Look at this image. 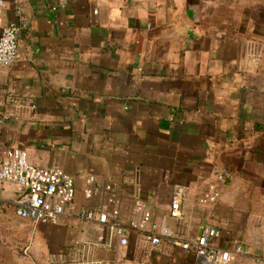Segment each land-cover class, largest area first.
I'll list each match as a JSON object with an SVG mask.
<instances>
[{
	"label": "crops",
	"instance_id": "crops-1",
	"mask_svg": "<svg viewBox=\"0 0 264 264\" xmlns=\"http://www.w3.org/2000/svg\"><path fill=\"white\" fill-rule=\"evenodd\" d=\"M4 4L0 32L9 22L24 27L18 59L0 67V151L18 147L35 166L62 167L75 195L73 213L34 225L15 212L16 186L0 183V205H12L7 218L22 220L20 243L29 246L16 258L9 250L0 264L86 256L101 264H201L167 243L143 255L134 232L126 245L87 249L97 231L75 212L102 205L106 183L123 221L137 218L140 199L172 234L196 236L210 224L220 230L218 247L264 253V0ZM219 169L228 175L218 200L200 204ZM87 175L97 188L89 200ZM177 185L186 194L180 219L168 215ZM229 264L264 262L238 255Z\"/></svg>",
	"mask_w": 264,
	"mask_h": 264
},
{
	"label": "built area",
	"instance_id": "built-area-1",
	"mask_svg": "<svg viewBox=\"0 0 264 264\" xmlns=\"http://www.w3.org/2000/svg\"><path fill=\"white\" fill-rule=\"evenodd\" d=\"M4 0H0V25ZM55 9V6L52 7ZM24 23L9 22L0 32V67L15 62L18 57L17 36ZM228 172L219 169L215 172L214 180L208 184V189L199 197L200 204H213L220 196L219 184ZM95 177L87 175L83 195L91 199L97 188ZM0 183L13 184L17 188L16 197L12 201L15 212L21 219L29 220L32 224H55L59 217L66 212L73 213L75 187L73 177L58 165L46 167L35 166L28 162L26 152L18 147H4L0 151ZM105 200L102 205L82 206L75 216L94 225L97 235L83 242L87 249L96 247H111L116 241L119 245L128 243V233L134 232L140 240V248L145 255L149 250L157 249L162 243L179 247L192 252L201 264H229L238 255L251 257L256 262H264V253L252 255L240 244H235L232 250L218 247L213 239L219 236L220 230L214 225H204L196 236H181L172 234L162 223L154 221L149 208L140 200L134 201L136 219L123 221L120 215V200L113 185H103ZM186 199L184 189L177 185L172 193L168 215L182 218V203ZM29 246L23 248L27 254ZM50 264H54L49 260ZM60 264H101L100 261L86 256L81 261L60 258ZM143 264H152L144 262Z\"/></svg>",
	"mask_w": 264,
	"mask_h": 264
},
{
	"label": "rangeland",
	"instance_id": "rangeland-1",
	"mask_svg": "<svg viewBox=\"0 0 264 264\" xmlns=\"http://www.w3.org/2000/svg\"><path fill=\"white\" fill-rule=\"evenodd\" d=\"M12 210V205L10 203H6L5 205H0V258L4 259V256L8 254L9 250L13 251V256L15 257L16 251H18L22 255V244L20 243V237L19 233L23 230L24 232L27 230V227L23 224L22 220L18 217L12 218L11 216L7 218V215L9 216V212ZM8 219V220H7ZM8 221V222H7ZM7 222V223H6ZM9 225L17 231V234L15 233H9L6 231V228L4 226ZM7 233V234H6ZM20 243V244H19ZM2 259V261H4ZM5 262H2L4 264Z\"/></svg>",
	"mask_w": 264,
	"mask_h": 264
}]
</instances>
